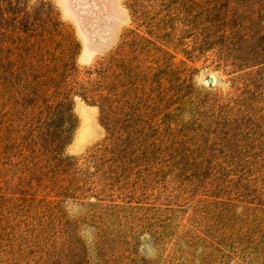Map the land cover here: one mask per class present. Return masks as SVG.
<instances>
[{
	"label": "rangeland",
	"instance_id": "rangeland-1",
	"mask_svg": "<svg viewBox=\"0 0 264 264\" xmlns=\"http://www.w3.org/2000/svg\"><path fill=\"white\" fill-rule=\"evenodd\" d=\"M0 264H264V0H0Z\"/></svg>",
	"mask_w": 264,
	"mask_h": 264
},
{
	"label": "trees",
	"instance_id": "trees-1",
	"mask_svg": "<svg viewBox=\"0 0 264 264\" xmlns=\"http://www.w3.org/2000/svg\"><path fill=\"white\" fill-rule=\"evenodd\" d=\"M68 45L69 47H73L72 42L69 43ZM75 46H76V50H78L79 46L77 45V43ZM67 64H70V62L67 61ZM72 68H73L72 72H76L77 70L76 67L73 66ZM94 85L95 84H93L92 82H87L86 84L82 85L80 89H74L73 87H70L71 86L70 85L67 86L66 88L64 87L57 88L56 91L53 92V95L51 97L52 98L51 104L48 105L46 121L55 123V125L54 126L52 125L53 127H51L49 130H54L55 132L52 134V137L54 138L52 144L56 149L60 150L61 146L69 143V141L71 140L72 133L76 127V125L71 124L73 120V115L71 113L72 109H71L70 94L72 92H78V95H80L85 101L99 107L103 122L104 120L105 122H110L109 119L110 113L111 114L113 113L115 115L114 112L108 111V108L112 107V103H113V97H112L113 95L110 93L109 89L105 87H102L101 89L99 85L96 86ZM56 122H59V124L56 125ZM124 142L125 139L121 137L118 139L117 144L120 146ZM114 154L115 153H113V155Z\"/></svg>",
	"mask_w": 264,
	"mask_h": 264
}]
</instances>
